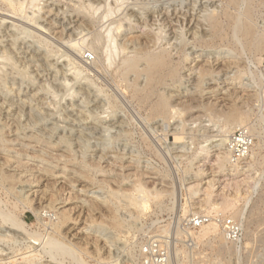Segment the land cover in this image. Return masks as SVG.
<instances>
[{
  "label": "rangeland",
  "instance_id": "rangeland-1",
  "mask_svg": "<svg viewBox=\"0 0 264 264\" xmlns=\"http://www.w3.org/2000/svg\"><path fill=\"white\" fill-rule=\"evenodd\" d=\"M29 1L27 0V4ZM54 1L56 0H52V2H50L49 4L53 5ZM64 1L65 0H62L61 5L57 4L56 5L57 8L60 9L62 7L61 9H65L66 6L68 5L72 8V6H74L76 3L77 4L80 3L79 0H74L73 3H69V1L68 2L67 1L64 2ZM120 1L119 3L116 4L115 0L114 1L105 0L101 5H99L101 11L99 10L96 16L94 15L93 16L94 18H92L95 20L96 31L102 32V34L104 35L106 33L105 31L116 28L117 25L115 26V23L119 22L121 19H124L125 14L129 9L135 7V9L137 8L136 10H138L141 9L144 5L150 8L157 6L159 10L168 9L167 11L170 10V12L172 11L171 13L178 12L177 17L179 16L181 17L184 13L190 10V12L192 11L191 14L192 15L194 14V22L196 20H201L199 26L200 27L199 30L200 34H198L199 36L197 35L196 37L189 38L188 43L185 45L183 44L182 45L183 47H181L182 38L181 40H178L179 42L176 41L175 39L168 42L169 40L168 38L167 41L163 40L162 43L161 41L159 43V45L161 44V46L163 47L166 45V47L164 48L169 49L172 52V57L174 58V61L177 63H181L182 65L180 69L179 78L176 81V87L177 86L178 87L173 88V90L175 89L177 91L174 90V92L171 91L169 92L170 96L172 97V101H175L173 103L174 104L173 107L175 108L173 109L175 110V112L173 109H172L173 113L171 112V115L173 114L174 118L172 119L173 115L172 116L170 115L171 122L169 121V123L160 120L161 123L157 121L156 123H151L147 125L144 122L142 123L140 117H138V115L136 114L137 111L135 109L136 108L135 105L130 104L129 100L125 99L124 97L122 100V96L121 98L116 100L113 98V94L115 93L117 94L118 92H120V89H118L112 83V81H110L111 76L105 73L104 69L95 68L94 63H98L99 58L93 52L91 53L90 51L92 50H89L88 48H86V52L85 54H83L85 48L84 49L81 48L83 50L79 48H72L70 44L66 43L67 40L65 39H68L70 36L72 38H75L73 39L75 41L80 40L79 42H81V38L85 36H86L85 39H87L86 42L89 43L91 39V35L88 34V31L87 33L85 31V33L83 32L82 34L80 32L81 30H77L78 25L76 23V18L75 20L73 18L72 22L70 21V17H75V15H73L72 13H70L67 16V18L64 19V16H62L63 13H59L57 11L58 9L56 10V8H54L50 16L47 14L43 19H41L40 14L44 15L45 12H48L50 10L51 6H48L47 9H45L44 13L42 12L40 14H36L35 16L38 18V21L41 24L46 25L47 31H43L42 29L39 30L38 26L37 27L35 25L32 26L35 23L31 25L29 21L28 23L25 19H23V16L25 17L24 14L22 16L17 17L16 15L7 12L4 9V5H1L0 3L1 5L0 19L5 17L4 19L7 18L6 22L10 23V24H5L7 25V27H9V29L5 30L3 26H2L3 29L0 28L2 33L4 32L3 34L0 32V39H2V37L6 34L13 35L12 37L8 35L6 36V38L2 39L3 41H5V43H3L4 45L2 44L1 46L4 49L2 48L0 49V73H1L0 75L2 76L6 75L8 81L7 87L12 86L14 90H16L15 95H13V99L12 98L9 99V102L11 101V103H15V106L10 107V104H5L4 105L5 107L3 106L2 115L0 117V126H1L0 135L2 133L1 130L4 128L3 125L9 122V126H7L6 129L4 128V132H7L5 137L8 140H15L17 138H21V140L17 139L18 141L16 142L14 141L13 143L11 142L9 144L10 147L14 148V149L10 148L11 151H13V153L10 154L6 153L5 155L3 154L2 156H0V168L3 167L5 170L12 171V173L13 172L16 173V175L23 173L24 181H26V179L28 180L30 176H33L32 178L37 177L35 178V180L38 179L39 177V181H37V184L36 183H34L33 185H28V183L25 184L26 186L28 185L25 190V193L27 192L25 196H28L30 194L29 196L31 197V195H34V193L36 192L35 195L32 197V199L36 198L37 196L43 197L45 201L44 206H49L50 202L53 200L55 201V206H57L58 210L71 212V216L74 220L69 222V225L71 227L76 228L73 234L79 233L81 231L84 232V234L80 233L78 235L80 237H73L74 240H72V243L79 244L82 250L79 251L81 253L80 255L81 258L85 259L90 264H98L99 260L101 261L108 258L110 254L109 251H111V254L113 255V257H115L114 259L119 260L118 262L120 264H131V263L134 264L132 261H129L130 256H128L129 255L128 251L132 247L131 244H133V246L134 243L136 244V251H137V246L139 247L141 243L153 237H158V239H160L161 241L168 243L171 251L172 264H177L181 261L183 262V260H184L183 264H186L187 262L188 264H191V262L192 264H199V263L214 264L215 261L217 262V264H264V178H263L264 150L261 151L262 154L260 155V157L262 156L263 158L261 157L262 160L259 158L260 163L259 164L255 163L254 166L255 170H252L251 172L247 173L248 175L253 173L251 175L254 178L261 177V175L263 174L261 177L262 181L260 187L257 189L256 192L253 193L254 191L253 178L248 177L247 175L236 176V177L224 176L223 173L219 171L216 165V161H217L216 159L218 154H220V151H216V149H212L213 146L215 145L213 141L220 139L219 137H221V135L224 134L223 132L220 131L221 130L220 127L222 125V122L220 120L224 118V116L230 111V109L233 106H236L244 113L245 112L247 113L248 111L250 112V110H252L256 104L255 101L256 99L253 97L255 91H253L254 89L250 86V80L247 75V68H248L247 67L248 61L246 60L247 57L246 56L241 57L240 55H234L232 53V51L235 50V45L233 44V39H232L233 30L231 29L233 22L232 16L236 14L235 6L229 5L228 3L219 0L218 1L211 0L214 3V4L212 3L211 5L212 6L214 5L213 7H216L220 12V16H219L220 35H213L210 26L207 24L208 22L206 21L203 22V18H202L203 15L205 14L203 10H205V7L208 5L207 1L209 0L207 1L198 0L197 2L196 0H159V1L150 0L151 1L150 3H148L149 0H120ZM122 1H123V6L121 5ZM136 1L139 3H137ZM105 2H107L109 5ZM134 2L138 6H136ZM113 4L116 6H113ZM211 5H209V7H212ZM222 7L224 8V10L222 9ZM225 10L227 12H225ZM32 11L33 10L31 9L28 10V14L30 13V15L31 14L33 15L34 12ZM56 11L58 12V14L56 13ZM106 11H110L111 14L109 18L102 20L103 18L101 16L107 13ZM154 11H156V9H154ZM259 11L260 12H258L256 15V20L258 21L259 29L264 32V9L261 8ZM55 14L57 15L55 16ZM107 14H109V12ZM57 16L59 17V19ZM55 17H57L56 20H58V22L62 23L63 25L65 24L68 27L70 26L69 28L67 27V30H65L66 33L64 32L66 37L63 34L64 38L62 37V39L60 38L63 31L61 27L64 28V26H62V24L59 23L56 24L57 21H54ZM100 17L102 19H100ZM183 17L184 16H182L180 20H183ZM161 18L162 17H160V19ZM67 19L69 21H67ZM171 19L174 20L175 16L174 17L172 16ZM190 20L191 19H189V21ZM14 21L16 22L14 23ZM73 23L75 24L73 25ZM13 26L15 27V29L13 28ZM188 27H190V25ZM73 28H75L76 30L74 29L73 31ZM156 28L157 26L154 27V29ZM38 31H40V33ZM146 31L147 30L143 28H133L132 30L129 31V33L125 32V29H123L121 31V35L125 33L123 37L122 36L120 37V34L119 36H117L116 32L115 34L119 38L118 41L120 44L129 41L132 37L143 35L145 34ZM67 33L68 34L72 33L74 36L72 34L71 35L69 34L70 36H68ZM9 36L10 38H8ZM104 36H106V34ZM44 39L46 40L45 43L43 41ZM106 39L107 38L105 37V40ZM107 40H106V44H107ZM14 42H16L17 45L18 44L20 45L21 51L17 49L19 48V45L10 47L12 46L10 44L11 43L13 44ZM43 43L48 45L46 49L47 51H51V52L53 51L52 58L53 60H55V62L59 60L60 65L64 62L65 64H67L72 59L71 61L72 62L74 61L75 66H70L69 69H66L67 67H69L68 65L69 63H68L67 64L68 66L65 68V70L63 69L64 73L62 72L63 70L61 69V72H59L58 74L57 71L55 70V67L50 68L47 71L45 70L46 68H44V66L46 64L45 63L46 61L41 60L42 57L39 58L40 55L37 58L35 57L33 60L30 57H27L30 56L29 53L31 51H33L32 53L34 54V51L37 50L35 54H41V51L44 49L43 47L42 49L39 48L40 46L43 45ZM169 43L172 44L169 46L167 45ZM80 44L81 45L83 44V40ZM106 44L105 41H102L100 44L98 43L96 46L103 49L102 51H104L105 47H107ZM8 47L9 49L11 48L14 49L15 51L10 50L7 53H4V51L6 50V48L8 49ZM158 48L160 49L159 46L157 47V49ZM180 50H182L181 54H180ZM53 53L55 54L54 55L55 58L53 56ZM65 54L69 55V57H67ZM4 55H6L5 57L7 58L9 57V58L7 59L5 57H2ZM186 55H189V60L187 61L184 60ZM12 57H14V59ZM5 60L7 62H5ZM17 61H20L21 63ZM22 61L24 62V65L22 64L23 63ZM106 64L108 65L109 62H107ZM26 65L27 67L28 66L29 67L28 68L26 67V69L23 68V66L25 67ZM263 65H264V57L260 67L262 68ZM73 67H79L80 73H82V76H80L81 77L80 80H77L78 79L76 78L77 70L75 68L73 69ZM60 68L61 67L59 66V69ZM114 68L115 66L112 67V69ZM202 74L203 77H201ZM32 75H34V77ZM64 76L65 79L67 78L68 80L66 79V81H64L65 80L63 78ZM82 78H86L85 80L87 81L84 82L83 81L84 79L82 80ZM32 80H34V82H32ZM65 82L66 84H64ZM90 82L93 83V85L96 86L99 90L100 89L103 90L102 97L105 100L107 108L108 106L110 107V105L108 104L111 103H112L111 107L114 106L113 107L114 109H108V112L110 113L112 112L113 116L115 115L121 116L122 117L121 120L126 121L123 125L121 123L115 124L116 122H118V119H116L115 122L109 123L110 125L108 123L99 124V128H101L102 131L101 134L105 132V134H103L105 137V141L103 143L106 145L108 143L109 146L108 150L110 149V151L108 152L105 161L103 160L100 165L101 167L100 169L108 171L107 172L108 174H104L103 172H99L98 174H96V172H94V178L96 180L95 183H97L98 185H102L104 188L103 191L98 190V188L94 189V192L97 193L94 196H92L91 193L89 195L88 193L81 192L83 188H86L85 187L87 184L86 181H88V179L83 177L84 175L83 176L77 175V172H81L80 168L82 166L74 165L72 162H68L70 158L75 159L74 160L75 164L81 161L79 155L77 154H81L80 152H82V150L81 148L76 146L75 142H73L74 145L72 146L73 151L76 150L77 152V153L74 152L76 153V156L74 158L73 156L72 157L66 156L69 154V150L67 149L66 144L49 146L47 143H43V142L35 143V141H31L30 138L28 137L31 135H35V136L38 134L40 135L43 134V132L46 134L47 132H49L51 129H53L58 125L60 126L65 125V127L69 125L70 128H73L74 126V129L78 130L80 126L79 121L74 120L77 119L76 117L78 115V112L76 111H78V108L74 106H76V104L78 105V103L81 104V102L83 101L82 99L83 97L81 98L82 94L78 95L77 92L81 90L80 89L81 83L87 84V86L91 87L92 89L96 88L94 86H91L92 84H90ZM14 83L15 84L17 83V85L15 86ZM41 83L42 85L43 84L47 85L46 86L47 90L44 92L38 91L39 84ZM49 84L51 85V87H49L50 86ZM53 86L55 87V90ZM19 88L24 93L21 94L20 96H17L19 92ZM97 88L96 90L95 89L94 90L97 91L98 90ZM0 89H1L0 99L4 100L5 97L6 99H8L7 96L8 97L10 96L9 93L7 92V88L2 85ZM3 91L5 93L2 95ZM34 94L36 95L34 96ZM4 95L5 97H3ZM29 96L30 97L34 96L33 99L34 102L31 101L29 104L27 103L28 105L25 104L26 106L24 108V114L26 115L21 119V124L24 127V129L18 130L16 129L17 126L15 124H16V119L18 117L17 116V113L19 112L18 110H20L19 103L21 102V100H23V98L24 100H27ZM80 99L82 100L79 101ZM39 100L41 101V103L39 102ZM36 101H38V103ZM1 105H3L2 100H0V107ZM29 105H31L32 107H29ZM31 109H33L34 111L30 113V116H28V113L30 112ZM34 113H36V115ZM8 114L10 116L6 117ZM38 117H40L39 119H41L42 117L46 118V120L41 122L38 119L37 122L36 118ZM30 118L34 123L30 121L32 123L30 124V122L28 121L30 120ZM11 119L13 120L15 119L14 120L15 122ZM25 119L29 123H27ZM24 124H26V126H24ZM103 125H106V127ZM89 127L91 126L89 125ZM110 128H112L113 130ZM79 130L82 131L83 129L81 128ZM164 133H166L169 136L166 142H163L164 139L162 141L160 140L162 139V137L164 138L165 135ZM176 133L182 138V140L181 142L173 146L172 144H174L175 142L174 134ZM55 134L56 135L53 136L54 144L56 143V141H59L58 139H60V136H62V134L57 132ZM98 136L96 137L98 138ZM106 137H109V139ZM144 138H146L147 141H145L146 139ZM94 141L95 140H93L92 142ZM150 142L151 145L149 144ZM258 143L259 140L255 137V144L257 145ZM82 144L85 145L86 147L88 146L86 142ZM122 145L123 146L127 145V149L131 147L130 151L127 153V155H125V157L121 156L120 153H118L120 149L117 150L118 152H115L112 149L113 147L116 146H119L121 148L123 147ZM202 146H206L207 147L206 149H209L210 151L208 153H205L203 151L202 153ZM77 148L80 149L81 151H79ZM93 150L94 149H92L91 152H89L88 156H94V155L97 157H99V155L101 156V153L94 152ZM16 152L20 154L16 155ZM43 152H45V154ZM158 152L163 154V156H158L157 155ZM26 154H28V156H25ZM196 156H200V158L197 161H194V165L191 166V162L194 160ZM95 161H96L95 163H98L97 160ZM261 162L263 163V165L261 164ZM17 164L21 165L22 167L20 166L21 167L20 168L19 166H17ZM64 166H67L66 169L67 172L65 174L62 173V169L64 168ZM12 167H14V170ZM16 169L18 171H16ZM186 169L188 170L187 172ZM47 170H51L53 172L52 175H50L51 177L46 172ZM199 170L202 171L201 175L196 174V172H198ZM244 178L245 180H247L246 183ZM75 180L76 181L78 180L79 182H75ZM138 180H141L142 183L147 185L149 189H154L156 187V189H165V190L167 189L170 191H176L175 199L177 201H173L174 200L173 198H165L164 205H160V204L157 205L152 203L150 213L145 217L146 218L145 220L143 219L142 222L131 221L128 223V226L125 225L122 226L121 228H118L117 229L118 231L117 230L115 231L113 229L111 230L108 226V222L106 219L109 212V208L107 205L104 204V198L109 197L108 193L111 192L110 189L114 191L122 190V192L124 190L125 191L132 190L131 184ZM239 182H241V185L239 189H237ZM196 185H198L199 189L201 190L198 199L195 201L196 203L200 202L201 199H204L206 197L204 190L209 188L210 186H211V192L213 193L212 194L213 199L216 200L217 203H221L224 199L235 200V198L238 196L236 191L239 190L240 198H236L237 200L239 199L238 203L236 200L233 201L235 202V204L239 209H241V207L244 206L247 197L249 198L252 194V197H250L251 199L250 204L245 209V214L244 217L242 218V221L244 223L243 222L241 224L239 223L241 227L243 226L242 227L243 233L239 242L235 244L227 240L226 246H223L224 243L214 242L212 243L213 245L211 244L210 247V245L207 244H203V243H202L203 245L198 244V242L194 238H192V236H190L191 235L190 232L198 233L200 231V228L202 227L201 226L198 229H193L189 224L191 222V219L193 217H196V215L194 216L193 213L194 211L197 210L196 207L197 206L199 207L198 204L196 206L194 205V207L190 206L191 208H189V212L184 216V209L187 207V203H189L190 201L191 191L189 190V188L190 189L191 187L195 188L197 187ZM94 187L97 186H92L89 188L91 189ZM97 195H99L100 200L96 199L98 201H95L96 202L95 207H90L91 205L88 202H85V200L92 201V199ZM0 201H2L0 202L1 204L3 203L2 205L0 204V208L3 207L2 208L3 211H8L9 209L15 208L16 205L19 206L21 205L18 204L17 201L14 200V198H10L8 195H6L5 191L3 192L2 190L0 191ZM61 201H65V203L60 204ZM174 202L176 204H174ZM25 215H26V220L32 226L35 227V230H39V221L37 216L31 210L28 209L25 210ZM51 218L56 220V216H53L52 210H49L48 214L45 213L43 214V219H45L47 222H49ZM226 218L228 219L230 217L227 216ZM187 219H189V221ZM92 220L98 224L102 222L104 223V226H107L108 228L105 227L94 230L95 233L92 232V235H89L86 233L85 228L86 227L89 228L90 224L92 223ZM10 228H11L10 224L3 221L0 217V233H1L0 251L1 252L3 251L2 253L0 252V256L3 255L0 258L6 259L2 262L0 261V264H30V262L27 261V259L30 257V254H28L29 257L27 256L29 249L26 250V248L32 246L33 241H31L30 238L27 237L28 235L26 233H22V232L21 234L23 235L21 236L18 235L11 236L13 233L11 234L9 232ZM159 229L160 231H158ZM178 229H180V231L183 232L181 235H176L177 234L176 230ZM163 231H167V233H164L165 236L160 233ZM185 232L189 234L186 235ZM100 233L101 234L104 233V234L101 235ZM118 234L119 237H117ZM105 235L107 237H111L110 239L111 243H107V240L104 238ZM127 236L129 239L127 238ZM2 237H4L6 240ZM136 242H138V244ZM233 246L234 248H231ZM175 247L179 249L184 248L186 251L185 254L183 253H179L177 255L176 253L174 254L173 252L176 250L174 249ZM34 248H36V246ZM38 248H40V246ZM125 248L129 250H126ZM23 256L25 260H23L24 259ZM188 256H189L188 258L189 260L187 259ZM185 259L187 261H185ZM40 260L42 262L45 261L44 264H50L47 258L44 260L43 258H41ZM207 260L210 262H208ZM197 261L198 263H195ZM36 263L39 264V261H37Z\"/></svg>",
  "mask_w": 264,
  "mask_h": 264
},
{
  "label": "bare ground",
  "instance_id": "bare-ground-1",
  "mask_svg": "<svg viewBox=\"0 0 264 264\" xmlns=\"http://www.w3.org/2000/svg\"><path fill=\"white\" fill-rule=\"evenodd\" d=\"M65 1H67V2L69 1V3H73L74 0H65ZM79 1H80V3H78V4L76 3L74 6H72V8L67 4L68 6H66L65 9H61L62 7L59 9L56 6L57 4L61 5L62 0L54 1L53 5L49 4L50 2H52V0H30L29 2H31V3L28 2V4H27V0H0V3H1V5H4V9L7 12H9L13 15H16L17 17L22 16L24 14L25 17L23 16V19H25L27 22L29 21L31 23V25L33 23H35L32 26H34V25L36 27L38 26L39 30L42 29L43 31H47L46 25L41 24L38 21V18L35 16H36V14H40L42 12L44 13L45 9H47L48 6H51L50 10L48 12H45L44 15L40 14L41 19H43L45 17V15H47V14L50 16V14L54 10V8H56V10L58 9L57 11L59 13H63L62 16H64V19H66L70 13L75 15V17H70V21L72 22V19L74 18V20H75V18H76V23L78 25L77 30H81L80 32L82 34H83V32L85 33V31H86V33H87V31H88V34L91 35V39L88 43V42H86L87 39H85L86 36L83 38H81V36H80L81 42L83 40V44H82L83 46H82L80 44L81 42H79L80 40L75 41V40H73L75 38H72L70 36L72 33H75V32H72V33H69L70 35L67 33L68 36L71 37V39H70V37L68 38L69 41H68V39H65L68 41V42L66 41V43L70 44V46H72V48H79V49L85 48L83 54H85L86 48H88L89 50H92V51H90L91 53L93 52L99 58L98 63H94L95 68L104 69V72L111 76L110 81H112V83L118 89H120V92H118L117 94L116 93L113 94V98L116 100V99L121 98V96H122V100L124 97L125 99L129 100L130 104L135 105V107H136L135 109L137 111L136 114L138 115V117H140L142 123L144 122L145 124L148 125L151 123H156L157 121L160 122V120L163 122L169 123L171 112L173 113V111H172V109L174 108L173 103L175 102V101H172V97L170 96L169 92L170 91L174 92L175 89L173 90V88L178 87V86L176 87V81L179 78L180 69H181L182 65H181V63H177L174 61V58L172 57V52L169 49L164 48V47H166V45L163 47V46H161V44L159 45V43H160V41L162 43L163 40L167 41L168 38H169L168 42H170L174 39L176 41H178V40H181V38H182L181 47H183L182 45L187 44L189 38L196 37L198 34H200L199 33L200 32L199 26H200L201 20H196L194 22V14L192 15L191 14L192 11L190 12L189 9H188L189 11H187L186 13H184L182 15V16H184L183 20H180V18L182 16L181 17L179 16L180 18L177 17L178 12L177 13H175V12L171 13L172 11L171 12H170V10L167 11L168 9L167 10H159L157 8V6L150 8V7H147L146 5H144L141 9H138V10H136L137 8L135 9V7L132 9H129V10L127 9L128 11L125 14V17L123 16L124 19H121L119 22L115 23V26L117 25L116 28L111 29V30L109 28H106L109 30L105 31L106 36H104L105 34L103 35L102 32L95 30V20L92 18H94L93 17L94 15L96 16L97 12L100 10L99 5H101L103 3V1H105V0H79ZM106 1H109V0H106ZM112 1H114V0H112ZM119 1L120 0H115L116 4L119 3ZM157 1H159V0H157ZM197 1L198 0H196V2ZM219 1H223L225 3H228L229 5L235 6L236 14L234 16H232L233 22H232V28H231L233 30L232 39H233V44L235 45V50L233 49L234 51H232V53L234 55H240L241 57L242 56L247 57V59H246L248 61L247 75H248L249 80H250V86L254 89L253 91H255V94L253 95V97L256 99L255 100L256 104H255L254 108L252 110H250V112L248 111L249 113L248 112L244 113L243 111H241L236 106H233L230 109V111L224 116V118H222V120H220L222 122V125L220 127V129H221L220 131L223 132L224 134L221 135V137H219L220 139L213 141V143H215V145L213 146L212 149H216V151H220V154H218L217 159H216L217 160L216 165H217L219 171L221 173H223V175L226 177H232V176L236 177V176L247 175L248 177L253 178V182H254L253 193H254L260 187V184L262 181L261 177L263 175L262 174L261 177L254 178L251 175L253 173H251L250 175H248L247 173L251 172L252 170H255L254 169L255 163H258V164L260 163L259 158L261 160L263 158L262 156H261L262 158L260 157V155L262 154L261 151L264 150V110H263L264 71H263V68L260 67V65L262 64L263 57H264V32L259 29L258 21L256 20V15L258 12H260L259 10L261 8L264 9V0H219ZM150 2L151 1L149 0L148 3H150ZM105 3H107V2H105ZM137 3H139V2H137ZM207 3H208V5L205 7V10L202 9L203 12L205 13L202 17L203 22L204 21L208 22L207 24L210 26L213 35H220V30H219V28H220V17H219L220 12L216 7H213L214 5L213 6L211 5L213 3L211 0L207 1ZM114 4H113V6H116ZM121 5L123 6V1H122ZM135 5H136V3H135ZM209 5H211L212 7H209ZM113 6H112V8H113ZM136 6H138V5H136ZM225 6H226V4H225ZM63 7H64V5H63ZM193 8H195V7H193ZM218 8H219V6H218ZM30 9L33 10L32 12H34L33 15L31 14L32 16L30 15V13L28 14V10H30ZM154 9H156V11H154ZM222 9L224 10L223 7H222ZM57 11H56V13L58 14ZM106 12L107 13L109 12V14H107V13H105L106 15L102 14L103 16H101V17L103 19L101 17H100V19L104 20L106 18H109L111 12L110 11H106ZM225 12H227V11L225 10ZM57 14H55V16ZM0 15H1V13H0ZM172 16L173 17L175 16L174 20L171 19ZM57 17H55V20H54V21H57L56 24L57 23L62 24V23L58 22V20H56ZM160 17H162V18L160 19ZM4 18L0 19V28H2V26H3V28L6 30V29H9V27H7V25H5V24H10V23L6 22L7 18L6 19H4ZM58 19H59V17H58ZM68 19H67V21H69ZM189 19H191V20L189 21ZM16 21H14V23ZM64 21H66V20H64ZM125 22H127V23H125ZM70 24H72V23H70ZM74 24L75 23H73V25ZM107 24H108V22H107ZM19 25H20V22H19ZM133 25H136V26H133ZM189 25H190V27H188ZM62 26H64V28L61 27L63 30L62 35L60 34L61 39L63 37L65 30H67V27H68L65 24L64 25L62 24ZM155 26H157L156 29H154ZM13 28L15 29L14 26H13ZM30 28H32V27H30ZM75 28H73V31ZM133 28H143V29H146L147 31L143 35L132 37L129 41L119 44V41H118L119 38L117 36H119V34H120V37L121 36L123 37L125 34L124 33L121 35V31L123 29H125V32L129 33V31L132 30ZM37 30H38V28H37ZM0 32L2 33L1 29H0ZM38 32L40 33V31H38ZM115 32L117 33V36H116ZM107 33H108V35H107ZM8 35H10L11 37L13 36L12 34H6L2 37V39L6 38V36H8ZM10 36L8 38H10ZM64 36H65V34H64ZM18 37H20V36H18ZM105 37L108 39V40L106 39L107 44H106ZM2 39H0V49L1 48L4 49L3 47H1L2 44L5 43V41H3ZM43 41L45 43L46 40L44 39ZM102 41H105V44L107 45V47H105L106 50L104 49V51H102L103 49L96 46L98 43L100 44ZM44 43H43V45L41 44L42 46H40V48H39V49H42V47H43V49H44L41 51V54H35L37 50L34 51V54L32 53L33 51H31L29 53L30 56H27V57H30L33 60L35 57L37 58L40 55L39 58L42 57L41 60L46 61L45 62L46 64L44 66V68H46L45 70L47 71L50 68L55 67V70L57 71L58 74H59V72H61V69L65 70V68L68 65H69V67H67L66 69H69L70 66H75L74 61L73 62L71 61L72 59L68 62L69 64L67 63L68 65L65 64V62L60 65L59 60H57L55 62V60H53V58H52V52L53 51L52 52L47 51L46 49H47L48 45H46ZM171 44L172 43H169L167 45L170 46ZM10 45H12L10 47H13V46H16L17 44H16V42H14L13 44L11 43ZM38 45H40V44H38ZM64 45H65V43H64ZM158 46L160 47V49L159 48L157 49ZM171 47H169V48H171ZM17 49L20 50V45H19V48H17ZM52 49H49V50H52ZM83 49H81V50H83ZM10 50H14V49H11V48L9 49V47H8V49L6 48L4 53H7ZM79 52H80V50H79ZM181 53H182V50H180V54ZM54 55L55 54L53 53V56ZM65 55L67 57H69V55H67V54H65ZM5 56L6 55H4L2 57H5ZM5 58H7V57H5ZM12 58L14 59V57H12ZM54 58H55V56H54ZM86 59H88V58H86ZM184 60L185 61L189 60V55H186ZM5 62H7V61L5 60ZM17 62L21 63L20 61H17ZM107 62H109L108 65L106 64ZM40 63H42V62H40ZM99 63H100V65H99ZM13 64H14V62H13ZM22 64L24 65V62ZM59 66L61 67L60 69H59ZM113 66H115L114 69H112ZM26 67H27V65L25 67L23 66V68H25V69H26ZM21 68H22V66H21ZM74 68L77 70L76 78H78L77 80H80L81 79L80 76H82V73H80L79 67H73V69ZM39 69H41V68H39ZM64 70L62 71L63 73H64ZM70 74H71V72H70ZM34 75H32V76L34 77ZM36 77H37V75H36ZM61 77H62V75H61ZM201 77H203V74ZM26 78H28V77H26ZM63 78L65 79V76ZM76 78H75V80H76ZM66 79L64 81H66ZM85 79L86 78H82V80L84 82L87 81ZM61 80H62V78H61ZM88 81H90V80H88ZM7 82L8 81H7L6 75L5 76L0 75V88L2 85L5 86L7 88V92L9 93V96H10V97L7 96L8 99H6V97L4 95L3 96V97H5L4 100L0 99L3 101V105H1V107H0V117L2 115L3 106L5 104H10V107L15 106V103H11V101L9 102V99H11V98L13 99V95H15L16 90H14V88L11 86L13 83L10 85L11 87H7V85H8ZM32 82H34V80H32ZM53 82H54V80H53ZM91 82H90V84H92L91 86H94L93 83H91ZM64 84H66V82ZM14 85L16 86L17 83L16 84L14 83ZM81 85H80L81 90L79 92H77V94L78 95L82 94V96L81 95L80 96H81V98L83 97L82 98L83 101L81 102V104L78 103V105L76 104V106H74V107L78 108V111H76V112H78V115L76 117L77 119H74V120L79 121L80 126H79L78 130H75L73 125H72L73 128H70L69 125H68L69 127L68 126L65 127V125L64 126H60V125L56 126L55 125L56 127L51 129L50 131L48 130L49 132H47V133H49V134H47V133L45 134L43 132V134H40V135L38 134L36 136L31 135L28 137L30 138L31 141H35V143L43 142V143H47L49 146L66 144L67 149L69 150V154L66 156H69V157L73 156L74 158H75L77 152L75 149H74L75 151H73L72 146L74 145L73 142H75L76 146L81 148V150H82V152H80L81 154H77V155H79V158L81 161L75 164V162H74L75 159L70 158L68 160V162H72L74 165L82 166L81 168L79 167L81 172H77V175H80V176L84 175L83 177L88 179V181H90V182L86 181V183H87L85 186L86 188H83L81 190V192L82 193H88L89 195L91 193L92 196H94L95 194H97L96 192H94V189L98 188V190H101V191H103V189H104L102 185H98L97 183H95L96 180L94 178V172H96V174H98L99 172H103L104 174H108L107 173L108 171L100 169L101 168L100 165H101L103 160L105 161V159L108 155V152L110 151V149L108 150V147H109L108 143H107V145L103 143L105 141V137L103 135V134H105V132H103V134H101L102 131H101V128H99V124H102V123L103 124L104 123L109 124L111 122H115L116 119H118V122H116L115 124L121 123L123 125L126 121L121 120L122 119L121 116H117V115L113 116L112 112L111 113L108 112V109H114L113 108L114 106L111 107L112 103L111 104L107 103L108 105H110V107L108 106V108H107L105 100L102 97L103 90H101V89L99 90L96 86H94L98 89L97 91H95L96 88L92 89L91 87L87 86V84H85V83H83V84L81 83ZM46 86L47 85H44V84L42 85V83L39 84L38 91L39 92L46 91L47 90ZM75 86H76V84H75ZM49 87H51V85ZM111 88H112V86H111ZM199 88H200V86H199ZM54 90H55V87H54ZM111 90H113V89H111ZM0 91H1V89H0ZM175 91H177V90H175ZM62 92H64V91H62ZM4 93L5 92L3 91L2 95ZM23 93L24 92L19 88V92H18L17 96H20ZM119 93H120V95H119ZM35 95L36 94H34V96ZM34 96H31V97L29 96L27 100H24V98H23V100H21V102L19 103L20 110H18L19 111L18 113L16 112L17 116H18L16 119V124H15L17 126L16 129H18V130L24 129V127L21 124V119L26 115V114H24V108L26 106L25 104H27V103L29 104L31 101H33ZM82 99H80L79 101H81ZM36 102L38 103V101H36ZM39 102L41 103L40 100H39ZM107 102H108V100H107ZM90 105H91V107H90ZM29 107H32V106L29 105ZM33 111L34 110L31 109L29 113L27 112L28 116H30V113H32ZM174 112H175V110H174ZM34 114L36 115V113H34ZM105 115H107V116H105ZM8 116H10V115L8 114L6 117H8ZM37 116H35V117H37ZM6 117H4V118H6ZM39 118L40 117L36 118L37 122H38ZM173 118H174V115H173L172 119ZM11 120H13V119H11ZM44 120H46V118L42 117L41 119H39V121H41V122ZM28 121L32 122L31 118ZM28 121H27V123H29ZM78 121H76V122H78ZM31 122H30V124L34 123V122L31 123ZM26 124H24V126H26ZM89 125L91 127H89ZM3 126L6 129L7 126H9V122L5 123ZM103 126L106 127V125H103ZM10 127H11V125H10ZM239 127H248L251 130L253 136L259 140V143L257 145L256 144L254 145L249 158L245 162L240 163V164L232 162L231 153L229 152V150L227 148V142H228L229 136L232 134V132L235 129H237ZM4 128L1 130L2 133L0 135V156H2L3 154L5 155L6 153H8V154L13 153V151H11V149H10L12 147H10L9 144L11 142L13 143L14 141L15 142L18 141L17 139L21 140V138H17L15 140H8L5 137L7 132H4ZM81 128L83 129L82 131L79 130ZM46 129H48V128H46ZM110 129H112V128H110ZM56 132L62 134V136H60V139H58L59 141H56V143L54 144V142H53L54 137L53 136L56 135L55 134ZM164 134H165L164 138L162 137V139H160V140L162 141L164 139L163 142H166L168 140L169 136L166 133H164ZM47 135H49V136H47ZM67 136H70V137H67ZM96 136H98V138ZM106 138L109 139V137H106ZM144 139H146V138H144ZM93 140H95V141L92 142ZM181 140H182V138L177 133L174 134V141L175 142L172 145L175 146L177 143L181 142ZM145 141H147V139ZM84 142H86L88 144L87 147L82 144ZM142 142H143V140H142ZM31 143H33V142H31ZM149 144L151 145V142ZM130 148L127 149V145H124L121 148L119 146H116V147H113L112 149L115 152H118L117 150L120 149V151L118 153H120L121 156L125 157V155H127V153L130 151ZM206 148H207L206 146H202V153H203V151L205 153H208L210 151L209 149H206ZM12 149H14V148H12ZM92 149H94L93 150L94 152L101 153V156L99 154H98L99 157H97L95 155L94 156H88L89 152H91ZM155 149H156V147H155ZM78 150L81 151L80 149H78ZM42 151H44V150H42ZM17 152H16V155H19L20 153H17ZM19 152H20V150H19ZM45 152H43V153L45 154ZM74 152H76V153H74ZM130 154H131V152H130ZM51 155H53V154H51ZM157 155L163 156V154H161L160 152H158ZM25 156H28V154H26ZM40 156H41V154H40ZM133 156H135V155H133ZM199 158H200V156H196L194 158V160L191 162V166H193L194 161H197ZM95 160H97L98 163H95L96 162ZM18 164H17V166L20 167L21 165H18ZM261 164L263 165L262 162H261ZM262 165H260V166H262ZM12 168L14 170V167H12ZM66 169H67V166H64V168L62 169L63 174H65L67 172ZM16 171H18V170L16 169ZM187 171L188 170L186 169V172ZM46 172L48 173L49 176L52 175V173H53L51 170H47ZM25 173H27V172H25ZM196 174L201 175L202 171L199 170L198 172H196ZM23 176H24L23 173L16 175V173H14V172L12 173V171L5 170L3 167L0 168V191L1 190L3 192L5 191L6 195H8L10 198H14V200H16L18 204H21L20 206L16 205L15 208L9 209L8 211H3L2 210L3 207L0 208V217L3 221L10 224L11 228H10V230L9 229L8 230L11 234L13 233L11 236H13V235L21 236V235H23V234H21V232H22V233H26L28 235L27 237H29L30 240L33 241L32 246L35 245L36 248H34L35 246L34 247L30 246V247L26 248V250L29 249L28 250L29 252L28 253L25 252V253H27V256H28V254H30V257L28 256L29 260L26 257L27 261L30 262V264H37L36 263L37 261H39V264H44L45 261L42 262L40 259L43 258V260H44L47 258V260H49L48 262L50 264H90L88 261L81 258V256H80L81 253L79 252L81 250V248H80L79 244L72 243V240H74L73 237H80L78 235L80 233L84 234V232L81 231L79 233L73 234V232L76 230V228L71 227L69 225V222L74 220L71 216V212L58 210L57 206H55V201H53V200L50 202L49 206H44L45 201H44L43 197L37 196L36 198L32 199V197L35 195L36 192L34 193V195H31V197L29 196L30 194L28 196H25V194L27 193V192L25 193L27 186L33 185L34 183L37 184V181H39V177H38V179L35 180V178H37V177L32 178L33 176H30L28 178V180L26 179V181H24ZM244 180H245V178H244ZM75 182H79V181L75 180ZM242 182H243V180H242ZM246 182H247V180H245V183ZM27 183H28V185L26 186L25 184H27ZM83 183H85V182H83ZM240 185H241V182L238 183L237 189H239ZM92 186H97V187L90 189L89 187H92ZM196 186L197 187L194 186L195 188H193V187H191V189L189 188V190L191 191L190 192V201H189V203H187V207L184 209V216L189 212V208H191L190 206L194 207V205L196 206L198 204L199 207L198 206L196 207L197 210L194 211L193 215L194 216L196 215V217L197 216L200 217L202 215V217H208V218H212V219H210L209 224L202 225V227L200 228V231L198 233L197 232H190V234H191L190 236H192V238H194L198 242V244L203 243V244L210 245V247H211L212 243L221 242V243H224L223 246H226L227 237H226V234L223 230V226H222L221 222L217 223V220H215L214 217L216 218V216H219L221 218V220L224 221L227 219L226 217L229 216L230 219H233L236 222L241 224L243 222L242 218L244 217L245 209L250 204V201H251L250 197H252V194L249 198L247 197V200L245 202L246 204L244 203V206H242L243 208L241 207V209H239L237 207V205L235 204V202H233L236 200L238 203L239 199L237 200L236 198H240L239 197V190L236 191L238 196L235 198V200L234 199L233 200L224 199L221 203H217L216 200L213 199V195H212L213 193L211 192V186H210L209 188L204 190L206 197L204 199H201L200 202L196 203L195 201L198 199L199 193H201L199 186L198 185H196ZM131 187H132V190H130V191L124 190L123 192H122V190L114 191V190L110 189L111 192L108 193L109 197L104 198V204L107 205L109 208V212H108L106 219L108 222V226L111 230L113 229L116 231L118 228H121L122 226H125V225L128 226V223L131 221L132 222H142L143 219L145 220L146 219L145 217L150 213L152 203L157 204V205H159V204L164 205V199L165 198H173L174 199L173 201H177L175 199L176 191H170L167 189L166 190L165 189H156V187L154 189H149L148 186L143 184L141 180H138V181L132 183ZM249 195H250V193H249ZM99 198H100L99 195H97L96 197H94L92 199V201L91 200H89V201L85 200V202H88L91 205L90 207H95V204H96L95 201L100 200ZM96 199H98V200H96ZM0 202H2V201H0ZM64 203H65V201H61L60 204H64ZM174 204H176V203L174 202ZM21 206H22V208H21ZM26 209L31 210L37 216L38 221H39V230H35V227L32 226L26 220V215H25ZM49 210L53 211V216H56V220L51 218L50 221L47 222L45 219H43V214L44 213L48 214ZM187 220L189 221V219H187ZM144 223H145V221H144ZM105 227L108 228L107 226H104V223L101 222L100 224H98L92 220V223L90 224L89 228L86 227L85 230H86L87 234L92 235V232L95 233L94 230H97L100 228H105ZM167 229H169V228H167ZM158 231H160V229ZM176 231H177L176 235H181L183 233L182 231H180V229H178ZM160 233L162 235H164V233H167V231H163ZM185 233H186V235L189 234L187 232H185ZM7 234H8V232H7ZM102 234H104V233H102ZM168 234H169V232H168ZM4 235H6V234H4ZM94 235H96V234H94ZM105 236H104V238L107 240V243H111L110 242L111 237H107V236L105 237ZM247 236H248V234H247ZM114 237H115V235H114ZM117 237H119V234L117 235ZM2 238H4V237H2ZM127 238H128V236H127ZM136 243L138 244V242H136ZM131 245H132V247L130 250L126 249V248L125 249L129 250L128 251L129 252L128 256H130V259L128 258L129 261H132L135 264V262L138 258V255H137L138 251H136V244L135 243H134V246H133V244H131ZM196 245H197V243H196ZM39 246H40V248H38ZM181 246H180V248H181ZM231 248H234V246ZM174 249H176V250L173 253L174 254L176 253V255L179 253L185 254V252H186L184 248L179 249V248L175 247ZM137 250H138V246H137ZM109 253L110 254H109L108 258L101 260V261L99 260L98 264H120L118 262L119 260L114 259L115 257H113V255L111 254V251H109ZM1 256H3V255H1ZM25 256H26V254H25ZM23 258H24V256H23ZM188 258H189V256L187 257V259ZM10 259H12V258H10ZM4 260H6V259L0 258L1 262ZM23 260H25V258ZM124 261H126V260H124ZM185 261H187V260L185 259ZM183 262H184V260H183ZM183 262L181 261L177 264H183ZM208 262H210V261H208ZM215 262H214V264H215ZM13 263H15V262H13ZM195 263H198V261ZM186 264H188V262ZM191 264H192V262H191ZM211 264H213V263H211ZM216 264H217V262H216Z\"/></svg>",
  "mask_w": 264,
  "mask_h": 264
},
{
  "label": "built area",
  "instance_id": "built-area-1",
  "mask_svg": "<svg viewBox=\"0 0 264 264\" xmlns=\"http://www.w3.org/2000/svg\"><path fill=\"white\" fill-rule=\"evenodd\" d=\"M264 71V65H263ZM264 110V103H263ZM255 137L248 127H239L235 129L229 136L227 148L231 153L233 163L245 162L254 147ZM208 217L197 216L193 217L190 226L193 229H198L204 224L210 222ZM217 222H221L227 240L231 243H237L242 237V227L233 219L221 220L219 216L214 217ZM138 258L135 264H172L171 251L168 243L162 242L158 237L149 238L147 241L140 244L138 247Z\"/></svg>",
  "mask_w": 264,
  "mask_h": 264
}]
</instances>
